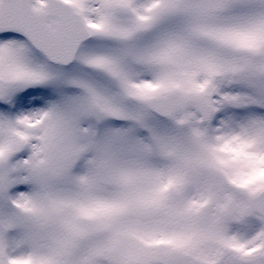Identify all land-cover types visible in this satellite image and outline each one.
<instances>
[{"label": "snow or ice", "instance_id": "snow-or-ice-1", "mask_svg": "<svg viewBox=\"0 0 264 264\" xmlns=\"http://www.w3.org/2000/svg\"><path fill=\"white\" fill-rule=\"evenodd\" d=\"M0 264H264V0H0Z\"/></svg>", "mask_w": 264, "mask_h": 264}]
</instances>
